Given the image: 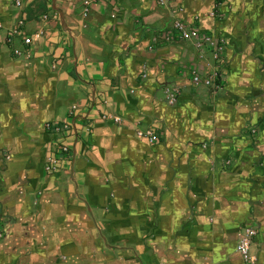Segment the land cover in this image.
<instances>
[{
    "label": "crops",
    "instance_id": "crops-1",
    "mask_svg": "<svg viewBox=\"0 0 264 264\" xmlns=\"http://www.w3.org/2000/svg\"><path fill=\"white\" fill-rule=\"evenodd\" d=\"M39 1L45 10L30 17ZM83 1L24 0L18 12L0 0V264H264L254 202L230 197L227 189L238 195L242 182L224 175L244 172L254 157V146H227V123L244 115L230 116L229 104L241 112L250 106L240 104H260L242 94L264 80L240 69L225 81V50L219 91H227L216 97L190 82L191 67L205 70L190 43H155L172 22L155 0H101L85 16ZM177 4L182 20L221 36L203 22V0ZM23 17V35H43L16 56L24 46L7 45L6 34ZM220 24L229 35L237 27ZM171 87L179 89L172 107L164 97ZM63 122L73 128L68 153L48 173L56 136L44 126ZM145 129L158 140L136 137ZM230 151L237 161L225 172L220 159ZM246 227L256 230L253 262L236 251Z\"/></svg>",
    "mask_w": 264,
    "mask_h": 264
},
{
    "label": "rangeland",
    "instance_id": "rangeland-1",
    "mask_svg": "<svg viewBox=\"0 0 264 264\" xmlns=\"http://www.w3.org/2000/svg\"><path fill=\"white\" fill-rule=\"evenodd\" d=\"M220 5H225L224 9ZM203 8H205L202 13L203 22L208 21L215 26L212 27L221 35L220 37L225 42V50L230 55L225 81H227L229 75L233 79L236 71L244 69L254 70L255 81L261 83L264 80V0H203ZM44 10L43 2L39 1L33 5L28 14L30 17L32 15L37 17ZM195 20L199 21V18ZM220 23L231 24V26H236L237 24V27L234 26L235 29H231L233 33L229 35L217 28L216 25H221ZM223 59L224 61L227 60L225 54ZM204 68V71H206L205 63ZM247 84H249L247 86H250V82ZM246 89L248 92L242 94V101L250 102L254 99V103L260 104H254V107L250 104H240L250 106L246 110L243 108V112L240 111L241 107L238 110L234 109L237 104H229L232 108L227 109L230 116H234V112L237 111L238 114H247V118L244 115H235L234 118L232 117V121L227 123V128L231 134V137H228L227 146L233 148L235 145H240L245 151L254 146V157L249 158V162L245 163L244 172H228L233 169L237 161L234 152H228L227 157L220 159V164L224 168L223 171L228 172L224 174L227 175V178H225L226 183L242 182L241 187L237 189L238 195L237 192L227 189L228 195L232 198H242L244 202L247 201L249 203L250 200L254 202V221L260 227L259 237L255 242H257V247L260 250H264V87L255 88L254 91L253 89L250 90V87H246ZM226 91L227 89H224L214 95L221 97L222 95L224 96ZM202 94L208 97L206 91L203 90ZM159 97L161 98V96ZM174 105H171V107ZM251 113H254V119L250 118L249 114ZM213 120L214 118L209 119L212 123ZM231 122H233V128L229 125ZM207 142L205 141V143ZM205 143H201L203 149L206 147ZM211 143L213 141L210 140V145ZM151 146V144L146 142L145 148L149 153ZM238 149L240 148L238 147ZM244 157L247 156L245 155ZM245 159L247 160L248 157ZM196 195L198 194L196 193ZM256 210H258L259 217L255 215ZM253 261L252 257V260L248 262Z\"/></svg>",
    "mask_w": 264,
    "mask_h": 264
},
{
    "label": "built area",
    "instance_id": "built-area-1",
    "mask_svg": "<svg viewBox=\"0 0 264 264\" xmlns=\"http://www.w3.org/2000/svg\"><path fill=\"white\" fill-rule=\"evenodd\" d=\"M101 2V0H84V16L90 10V7L94 4ZM178 0H155L156 6L162 7L172 14V22L169 27L162 30L159 37L155 38V43H172V42H186L190 43L191 47L197 54L198 59L202 60L206 64L207 71H201L197 67H191L189 69L190 82L194 87H204L210 90L212 93L218 92L223 88L224 81V52L225 42L219 36H215L212 33L205 32L199 27L189 24L182 20L180 14L182 12L181 6L177 4ZM14 9L18 12H23L24 0H13ZM47 16H42V21H46ZM24 17L16 22V27L10 29L6 34V44L13 46L15 40L19 39L24 46V51L15 48L13 50L14 55L21 56L23 53L30 54L33 44L37 43L42 35L43 30H38L31 35H23L22 29L24 28ZM179 95V89L175 87L165 88L164 97L168 106L173 105ZM102 120H111L114 124H121V118L117 116L102 115ZM45 129L51 131L56 137L54 139V145L51 146V152L45 157V171L48 173H54L58 169L62 168V158L68 153V145L66 139L71 134L72 126L67 123L45 124ZM75 131V130H74ZM136 137L140 139H146L153 143L158 140L157 136L151 129L138 130L135 133ZM4 230L1 224L0 218V240L3 238ZM256 236V230L252 227H246L240 236L236 251L244 261H251L250 246Z\"/></svg>",
    "mask_w": 264,
    "mask_h": 264
},
{
    "label": "water",
    "instance_id": "water-1",
    "mask_svg": "<svg viewBox=\"0 0 264 264\" xmlns=\"http://www.w3.org/2000/svg\"><path fill=\"white\" fill-rule=\"evenodd\" d=\"M60 22H61V24L63 25V23H62V22H63V19H62V17L60 18Z\"/></svg>",
    "mask_w": 264,
    "mask_h": 264
},
{
    "label": "trees",
    "instance_id": "trees-1",
    "mask_svg": "<svg viewBox=\"0 0 264 264\" xmlns=\"http://www.w3.org/2000/svg\"><path fill=\"white\" fill-rule=\"evenodd\" d=\"M255 237H256V236H255ZM255 237H254V238H255Z\"/></svg>",
    "mask_w": 264,
    "mask_h": 264
}]
</instances>
